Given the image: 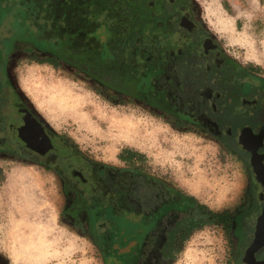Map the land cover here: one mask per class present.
Listing matches in <instances>:
<instances>
[{
	"label": "flooded vegetation",
	"instance_id": "flooded-vegetation-1",
	"mask_svg": "<svg viewBox=\"0 0 264 264\" xmlns=\"http://www.w3.org/2000/svg\"><path fill=\"white\" fill-rule=\"evenodd\" d=\"M36 1L40 0H29L33 5ZM192 1H145L151 38L134 45L135 68L149 79L141 99L172 123H180L179 127L202 130L223 145L233 147L237 142L243 149L247 199L236 220H244L247 245H242L238 256L234 251V260L264 264V242L255 243L258 222L264 216V77L257 67L233 58L202 23ZM22 4L23 0H0V21L16 15ZM13 30L9 24L2 32L4 48L0 49V155L55 173L63 191L64 218L82 237L96 241L105 257L123 253L127 264H141L158 239H163L159 250L164 257L163 246L173 238L172 230L180 220L183 227L174 238L189 234L188 201L177 188L140 168L97 161L50 128L24 101L10 77L8 63L14 49L24 51L17 46L19 31ZM20 35L27 36L21 31ZM241 117L252 132L245 147L238 131L233 137L229 124ZM230 232L235 246L239 227H230ZM105 240L108 243L100 247L99 241ZM124 241L131 243L125 248Z\"/></svg>",
	"mask_w": 264,
	"mask_h": 264
},
{
	"label": "rangeland",
	"instance_id": "rangeland-1",
	"mask_svg": "<svg viewBox=\"0 0 264 264\" xmlns=\"http://www.w3.org/2000/svg\"><path fill=\"white\" fill-rule=\"evenodd\" d=\"M192 6L223 47L231 55L235 54L233 58L257 67L264 77V66L255 63L258 60L264 65V0H193ZM11 19L9 15L5 22L0 21V47L4 31L12 25ZM48 57L51 55L45 52L14 50L8 63L10 77L28 106L50 128L73 141L81 152L109 165L119 166L113 162L119 160L124 162L122 167L140 168L194 196L213 211H234L247 197L246 155L237 142L233 143V153L204 131L179 127L158 109L104 87L67 63L50 65L46 62ZM1 63L0 59V66ZM64 83L83 99L77 105V112L68 110L61 100L42 90L45 85ZM117 119L132 120L138 127L139 137L131 139L128 133L123 135L113 123ZM246 121L241 117L229 123L233 127V137L237 131L240 136L248 124ZM126 150L135 151L143 158L126 162L120 156ZM23 172L33 177L31 186L43 192L39 203L47 205L41 207L45 227H50L48 220L53 222V217L56 218L53 234L60 256L47 264H61V261L63 264H127L123 253L111 254L106 262L96 241L82 237L64 218L63 191L55 173L10 155H0V203L5 205L0 215L6 217L12 209L17 220L22 218L13 204L22 205L18 202L20 194L15 192L21 181L15 185L14 178ZM24 182L22 185L26 184ZM22 189L25 198L34 194L29 186ZM235 226L239 227L235 246L231 232L223 226L208 224L177 239L166 257L159 250L163 239H158L141 264H237L234 251L238 256L247 241L244 220H237ZM49 240L54 237L50 236ZM0 264H10V261L0 254Z\"/></svg>",
	"mask_w": 264,
	"mask_h": 264
},
{
	"label": "trees",
	"instance_id": "trees-1",
	"mask_svg": "<svg viewBox=\"0 0 264 264\" xmlns=\"http://www.w3.org/2000/svg\"><path fill=\"white\" fill-rule=\"evenodd\" d=\"M145 1L40 0L33 5L29 0H23L11 23L12 28L19 31V37H16L18 48L30 53H48L51 57L46 62L50 65L67 63L104 87L129 99L142 101V89L149 79L143 78L144 74L141 75V71L135 68L134 45L140 39L151 38L152 31L148 30V25L151 26L149 6ZM20 31L27 34L25 39L21 38ZM7 33L9 35L10 32ZM3 48L0 47L1 50ZM177 126H181L180 123ZM225 147L233 151L230 144ZM120 156L126 162L143 158L132 150H126ZM178 193L188 201L189 233L208 224L223 226L230 232L247 199L234 211H213L194 196L179 189ZM183 222L180 220L174 226L173 238H168L164 244V257L174 247L177 240L174 235L182 229ZM105 242L108 243L107 240L99 241L100 247ZM130 242L124 241L123 246L128 247ZM108 257H105L106 262Z\"/></svg>",
	"mask_w": 264,
	"mask_h": 264
},
{
	"label": "clouds",
	"instance_id": "clouds-1",
	"mask_svg": "<svg viewBox=\"0 0 264 264\" xmlns=\"http://www.w3.org/2000/svg\"><path fill=\"white\" fill-rule=\"evenodd\" d=\"M233 55H235L233 53ZM252 60V57H248ZM261 65L260 61H255ZM105 162H108L107 160ZM119 166H123L122 161H113ZM23 179V178H21ZM38 187V186H37ZM43 196V192H36L26 197L22 205L13 204V208L21 214V219L17 220L10 209L6 217L0 215V254H3L10 264H43L44 261L58 258L59 252H48L53 248L52 244L47 243V237L52 236L53 229L44 225V217L41 207L37 201ZM5 205L0 203V214L3 213ZM31 217V218H30ZM5 219L7 223H5ZM53 217V222L55 221ZM63 264V261H61Z\"/></svg>",
	"mask_w": 264,
	"mask_h": 264
},
{
	"label": "bare ground",
	"instance_id": "bare-ground-1",
	"mask_svg": "<svg viewBox=\"0 0 264 264\" xmlns=\"http://www.w3.org/2000/svg\"><path fill=\"white\" fill-rule=\"evenodd\" d=\"M42 90H44L47 93L53 94V96H55L57 99L62 101V103L65 105V107L68 110H72L74 112L78 111L77 105H78V103H80L83 100L80 97V95H77V93L71 87H69L67 84L65 85V83L64 84L50 86V87H47L45 85V87ZM60 108H62V107H60ZM80 108H81V106H80ZM113 123L116 124V127L119 128L120 132L123 135L125 133L126 136H127V133H128V135H129V137L131 139H137L139 137L138 127L137 128L135 127V124H133L134 122H132V120L131 121L130 120L123 121V120H118L117 119ZM140 134H141V132H140ZM246 141H247V144H248V136L246 137ZM17 181H18V177H17L16 182L14 181L15 185L17 184ZM15 187L16 186L13 187V190L15 189Z\"/></svg>",
	"mask_w": 264,
	"mask_h": 264
},
{
	"label": "crops",
	"instance_id": "crops-1",
	"mask_svg": "<svg viewBox=\"0 0 264 264\" xmlns=\"http://www.w3.org/2000/svg\"><path fill=\"white\" fill-rule=\"evenodd\" d=\"M17 177H18V181H21V184L20 185H18L19 187L17 188V190L15 191V192H18L19 194H20V198H19V201L18 202H20V203H22L23 204V202L25 201V191L22 189L23 188V186H29V188H33V191H34V193H36L37 192V190H35V188L33 187V186H31L32 185V181L34 180L33 179V177L31 176V175H29V174H27V173H21V175H17L15 178H14V181L16 182V180H17ZM21 178H23V179H21ZM24 180L25 181H27V182H24ZM14 182V183H15ZM26 183V184H24V185H22V183ZM39 201L40 200H38L37 201V203H38V205H40V203H39ZM31 218V217H30ZM48 222H49V224L48 225H50V227L53 229V231H54V225H53V222H52V219L51 220H48ZM46 225V224H45ZM51 237H54V240H52V241H50L49 240V237H47L46 239H47V243H49V244H52L53 245V248H51V249H48V252H51V250H53V251H55V252H58L57 251V247H58V243H56L57 241L55 240V236H54V234L51 236ZM52 260V258H50V259H48V260H46V261H44L43 262V264H47V262H49V261H51Z\"/></svg>",
	"mask_w": 264,
	"mask_h": 264
},
{
	"label": "water",
	"instance_id": "water-1",
	"mask_svg": "<svg viewBox=\"0 0 264 264\" xmlns=\"http://www.w3.org/2000/svg\"><path fill=\"white\" fill-rule=\"evenodd\" d=\"M250 133H252L250 130H248L247 128H244L241 130L240 132V136H239V142L241 143L242 146H247V141H246V136L250 135ZM264 242V216H262L259 219L258 222V232H257V238H256V245H260L261 243Z\"/></svg>",
	"mask_w": 264,
	"mask_h": 264
}]
</instances>
